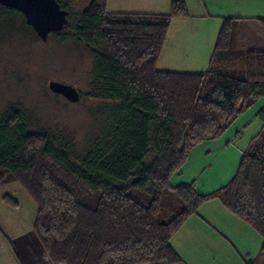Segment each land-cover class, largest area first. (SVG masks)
<instances>
[{
  "label": "trees",
  "instance_id": "16d2710c",
  "mask_svg": "<svg viewBox=\"0 0 264 264\" xmlns=\"http://www.w3.org/2000/svg\"><path fill=\"white\" fill-rule=\"evenodd\" d=\"M57 1L68 21L71 11ZM14 13L26 24L0 4L6 31ZM186 15L183 0L164 13L109 11L108 0H89L70 33L67 23L50 33H68L92 57L87 95L103 106L81 152L60 134L32 130L18 105L0 112V184L18 182L35 201L33 227L53 264H185L170 238L211 198L260 235L264 256V108L225 185L199 194L192 181L170 182L193 146L219 138L264 97V48L235 49L245 26L264 43V17H221L206 70H160L169 22ZM236 58L243 71L222 65Z\"/></svg>",
  "mask_w": 264,
  "mask_h": 264
},
{
  "label": "rangeland",
  "instance_id": "374dc122",
  "mask_svg": "<svg viewBox=\"0 0 264 264\" xmlns=\"http://www.w3.org/2000/svg\"><path fill=\"white\" fill-rule=\"evenodd\" d=\"M60 1L72 13L64 29L70 33L75 24V13L84 9L89 0ZM170 1L109 0L108 10L164 13ZM186 1L187 20L171 21L168 42L173 41L174 46L165 49L162 64L177 71L202 72L209 63L218 33L222 13H215L222 4L215 3L212 9L208 2L205 8V2ZM218 1L225 3L226 0ZM205 11H212V16H206ZM68 33L62 38L49 34L46 40H41L16 13L10 16L7 31L0 25V112L7 106L18 105L32 130L60 134L71 142L75 152H81L88 139L98 133L103 104L87 95L92 57L88 49L76 43ZM235 47L236 50L262 49L264 43L245 26L235 35ZM222 65L236 72L243 71L244 67L243 61L237 58ZM50 80L73 85L80 99L69 102L52 92L47 86ZM36 209L35 201L20 183L0 184V264H53L33 227ZM253 232L243 247L248 253L245 260L250 264H263L262 239L255 230Z\"/></svg>",
  "mask_w": 264,
  "mask_h": 264
},
{
  "label": "crops",
  "instance_id": "0c3cea01",
  "mask_svg": "<svg viewBox=\"0 0 264 264\" xmlns=\"http://www.w3.org/2000/svg\"><path fill=\"white\" fill-rule=\"evenodd\" d=\"M199 1L205 2V8L208 2L212 9L215 3L222 4L215 13L221 12L219 17H260V14H264L258 13L264 12V0H226L225 3L218 0ZM210 12L204 13L211 17ZM173 19L180 23L186 21L187 17ZM173 19L169 22L166 38L156 62V67L160 70H176L162 64L165 49L174 46L173 41L168 42V31ZM207 67L208 64L204 70ZM262 108L264 97H259L231 122L219 138L204 140L193 146L184 164L172 174L171 184L192 181L195 191L199 194H208L225 185L235 174L249 140L262 125L258 115ZM253 231L250 225L230 212L219 199L211 198L201 203L197 212L184 221L170 238V244L185 264H249L245 260L248 253L243 247L246 238L253 236Z\"/></svg>",
  "mask_w": 264,
  "mask_h": 264
},
{
  "label": "water",
  "instance_id": "95a60500",
  "mask_svg": "<svg viewBox=\"0 0 264 264\" xmlns=\"http://www.w3.org/2000/svg\"><path fill=\"white\" fill-rule=\"evenodd\" d=\"M0 4L19 11L41 40H46L52 32H61L67 23L68 11L57 0H0ZM47 86L69 102L80 99L79 92L71 84L50 80Z\"/></svg>",
  "mask_w": 264,
  "mask_h": 264
}]
</instances>
